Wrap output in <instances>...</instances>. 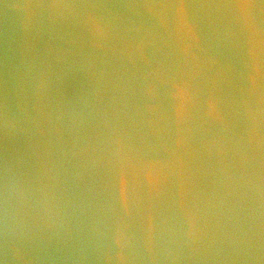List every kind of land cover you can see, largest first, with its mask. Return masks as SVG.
<instances>
[{
    "label": "water",
    "instance_id": "water-1",
    "mask_svg": "<svg viewBox=\"0 0 264 264\" xmlns=\"http://www.w3.org/2000/svg\"><path fill=\"white\" fill-rule=\"evenodd\" d=\"M0 264H264V0H0Z\"/></svg>",
    "mask_w": 264,
    "mask_h": 264
}]
</instances>
